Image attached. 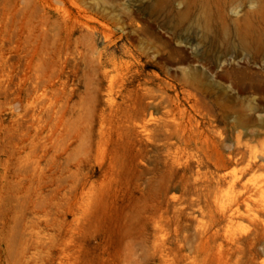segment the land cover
Segmentation results:
<instances>
[{
  "label": "rangeland",
  "instance_id": "rangeland-1",
  "mask_svg": "<svg viewBox=\"0 0 264 264\" xmlns=\"http://www.w3.org/2000/svg\"><path fill=\"white\" fill-rule=\"evenodd\" d=\"M201 12L0 0V264H264V0Z\"/></svg>",
  "mask_w": 264,
  "mask_h": 264
},
{
  "label": "bare ground",
  "instance_id": "bare-ground-1",
  "mask_svg": "<svg viewBox=\"0 0 264 264\" xmlns=\"http://www.w3.org/2000/svg\"><path fill=\"white\" fill-rule=\"evenodd\" d=\"M239 1L241 0H201V17L199 21L196 23V29H199L202 31L204 36L207 38V41L211 46L215 45V38L218 37L220 39V42L224 46H228L231 42V34L229 30L225 27L230 20L227 19L225 10L228 7L236 8L239 5ZM16 1H14V4ZM235 15L238 13V10H235ZM237 40L239 42V45L244 49H250L251 47V40L246 36V34H243V31L239 30L236 32ZM260 39V38H259ZM225 60H218L219 65H221V71L220 72H214L213 68H209V70H212V74H217L219 76H223L225 74L232 75L233 72H236L237 68L235 67H224ZM200 71H198L199 73ZM201 73V72H200ZM239 80H242V77L239 78ZM239 88L241 90H250L254 93L260 92L264 94V85L257 83V82H251L249 84H239ZM244 154H242V158H244ZM261 158H264V148L261 155H258L256 153H252L249 155V158L247 160V164L244 167L245 171H249L255 167H259L264 169V162H260ZM264 187V178L260 184L256 185H244L245 194H249L252 191H259ZM250 197V194L248 195ZM263 213H264V204L262 207Z\"/></svg>",
  "mask_w": 264,
  "mask_h": 264
}]
</instances>
